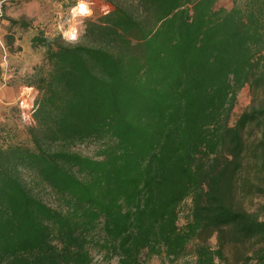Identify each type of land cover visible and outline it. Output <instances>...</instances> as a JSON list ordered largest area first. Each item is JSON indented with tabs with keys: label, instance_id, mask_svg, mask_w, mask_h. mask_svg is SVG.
Masks as SVG:
<instances>
[{
	"label": "trees",
	"instance_id": "16d2710c",
	"mask_svg": "<svg viewBox=\"0 0 264 264\" xmlns=\"http://www.w3.org/2000/svg\"><path fill=\"white\" fill-rule=\"evenodd\" d=\"M218 1L109 0L112 10L88 19L80 42L33 38L47 48L33 83V147L11 130L0 135V264H94L92 248L118 264H264V0ZM244 86L252 103L225 139ZM251 125L259 149L236 201L219 203L215 216L224 190L215 184L198 205L202 224L220 226L218 243L193 259L186 244L164 248L193 180L190 160L218 156L225 142L239 154ZM85 141L100 143L125 195L119 206L85 172L92 157L73 150ZM24 171L61 207L35 195Z\"/></svg>",
	"mask_w": 264,
	"mask_h": 264
},
{
	"label": "rangeland",
	"instance_id": "374dc122",
	"mask_svg": "<svg viewBox=\"0 0 264 264\" xmlns=\"http://www.w3.org/2000/svg\"><path fill=\"white\" fill-rule=\"evenodd\" d=\"M87 5V12L80 10L81 0H0V26L3 20L7 23L6 34L0 30V41L5 40L6 46H3L2 61L0 63V80L4 85L12 84V79L20 81L25 88L22 90L19 98L15 103L9 106L0 107V135L2 131L11 130L16 143L33 147L32 139L28 133V127L34 123L23 118L20 113L19 103L22 96H29L34 103L39 98V91L33 86L34 76L38 69L47 67V48L42 44H33V38L42 35L48 39H59L61 43L74 44L82 40L88 19H96L99 16L108 13L113 6L109 0H83ZM234 0H220L218 7L231 8ZM76 9L77 14L73 13ZM178 15L177 17H179ZM8 17H12L19 22H26L29 26L22 27L20 24H14ZM74 31L77 35L75 42L65 39L64 34ZM24 35L31 38L32 46L44 49L46 52L45 61L34 69L19 73L20 66L16 62L19 54V47L15 45L18 35ZM41 47V48H40ZM23 49V48H22ZM20 60V59H19ZM7 76V81L3 77ZM252 99L250 96L249 86H244L237 95V101L232 111L231 118L225 125V139L229 138L230 129L234 126L236 118L250 104ZM258 129L251 125L247 130L246 144L244 149L237 155L230 153L228 142L224 143L222 152L218 156H201L190 160L193 171V180L185 197L180 201V218L177 222L174 232L167 241H163L164 248L176 247L177 245H187L188 250L193 249L194 256L199 253L203 245L209 240L213 245L218 243V230L220 226L205 225L198 220L199 204L204 203L206 198L212 192L213 185L219 184L224 190L219 196L218 202L213 206L212 213L215 215V206L221 202L236 201L239 191L246 179L251 168L254 156L259 149ZM0 136V146L4 147ZM100 143L95 141H85L77 143L73 146V150L84 155L92 157L93 160L84 162L83 168L85 172L91 176L101 180L107 188V193L111 203L114 206L124 203L125 195L122 189L113 183L108 174L104 170L101 162V156L98 155ZM22 177L31 191L42 198L47 204L54 208H60L58 195L46 184L38 182L33 175L23 172ZM205 216V215H204ZM216 216V215H215ZM94 264H118V258H106L104 253L97 248H92ZM189 256L182 258L173 264H186ZM147 264H171L165 258H151Z\"/></svg>",
	"mask_w": 264,
	"mask_h": 264
},
{
	"label": "crops",
	"instance_id": "0c3cea01",
	"mask_svg": "<svg viewBox=\"0 0 264 264\" xmlns=\"http://www.w3.org/2000/svg\"><path fill=\"white\" fill-rule=\"evenodd\" d=\"M7 23L3 20L2 25L0 26L1 32L3 35L6 34ZM1 38V35H0ZM15 45L19 47V54L15 60L19 64L20 69L19 73H25L33 70L34 67L41 65L46 59V52L45 50L39 49L37 47H33L31 43V38L22 36L21 34L16 37ZM6 46L5 40L0 41V63L2 61L3 49L2 47ZM23 48V49H22ZM41 48V47H40ZM20 59V60H19ZM12 84L4 85L0 80V107L3 105L9 106L12 103H15L19 98L22 90L25 88L24 85L20 84V81L16 79H12Z\"/></svg>",
	"mask_w": 264,
	"mask_h": 264
},
{
	"label": "built area",
	"instance_id": "2783aa9c",
	"mask_svg": "<svg viewBox=\"0 0 264 264\" xmlns=\"http://www.w3.org/2000/svg\"><path fill=\"white\" fill-rule=\"evenodd\" d=\"M4 81H7L8 78L7 76L3 77ZM20 107V113L23 116L24 119L31 121L33 112H34V103L33 101L29 98V96H22L21 101L19 103Z\"/></svg>",
	"mask_w": 264,
	"mask_h": 264
},
{
	"label": "clouds",
	"instance_id": "9594fccd",
	"mask_svg": "<svg viewBox=\"0 0 264 264\" xmlns=\"http://www.w3.org/2000/svg\"><path fill=\"white\" fill-rule=\"evenodd\" d=\"M81 5H83L86 8V11L84 12H87V6L84 4L83 0H81V3H80V10H81ZM64 36H65V39L70 42H75L77 40V35L74 31H69L65 33Z\"/></svg>",
	"mask_w": 264,
	"mask_h": 264
},
{
	"label": "snow or ice",
	"instance_id": "6c2138e0",
	"mask_svg": "<svg viewBox=\"0 0 264 264\" xmlns=\"http://www.w3.org/2000/svg\"><path fill=\"white\" fill-rule=\"evenodd\" d=\"M81 11H86V8L83 5H81Z\"/></svg>",
	"mask_w": 264,
	"mask_h": 264
},
{
	"label": "bare ground",
	"instance_id": "6f19581e",
	"mask_svg": "<svg viewBox=\"0 0 264 264\" xmlns=\"http://www.w3.org/2000/svg\"><path fill=\"white\" fill-rule=\"evenodd\" d=\"M87 6V5H86ZM76 12V9H73V13H75ZM75 14H77V13H75Z\"/></svg>",
	"mask_w": 264,
	"mask_h": 264
}]
</instances>
